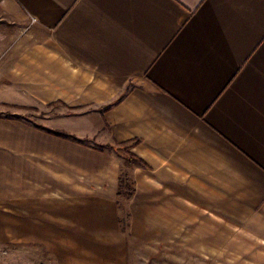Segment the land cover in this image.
<instances>
[{"label": "crops", "instance_id": "1", "mask_svg": "<svg viewBox=\"0 0 264 264\" xmlns=\"http://www.w3.org/2000/svg\"><path fill=\"white\" fill-rule=\"evenodd\" d=\"M0 108V264H264V0H0Z\"/></svg>", "mask_w": 264, "mask_h": 264}, {"label": "rangeland", "instance_id": "2", "mask_svg": "<svg viewBox=\"0 0 264 264\" xmlns=\"http://www.w3.org/2000/svg\"><path fill=\"white\" fill-rule=\"evenodd\" d=\"M3 109V108H0ZM63 107L58 106L55 108L54 105L47 106H31L29 108L17 109H6L8 112H17L19 116L30 121L34 125L41 127L42 125L48 124L49 121L54 117L55 111L62 110ZM63 134V133H62ZM85 145L98 146L96 142L90 141H79ZM111 150V148H110ZM117 155L119 153L117 152ZM122 198V197H120ZM128 243V261L127 264H263L260 260L262 259L261 249L262 246L254 245L251 247V252H223L216 258L204 259L196 254L188 252H172L167 249L164 245L154 246L145 242H135L132 238L127 239ZM29 255L33 256L34 261L37 264H46L51 258L44 251H36L32 248H28ZM28 250L20 254H14L17 256L14 258L21 261L22 254H26ZM22 253V254H21ZM41 253V254H40Z\"/></svg>", "mask_w": 264, "mask_h": 264}, {"label": "trees", "instance_id": "3", "mask_svg": "<svg viewBox=\"0 0 264 264\" xmlns=\"http://www.w3.org/2000/svg\"><path fill=\"white\" fill-rule=\"evenodd\" d=\"M135 143L136 141H133L131 145H134ZM128 155H129L130 160L134 161V158L131 156V154L129 153ZM133 192H134V188H133L132 179L127 177L126 174L120 177L117 196L123 197L125 199H130L133 195ZM119 221H120L121 230L124 233H127V228H128L127 218L126 217L121 218Z\"/></svg>", "mask_w": 264, "mask_h": 264}, {"label": "built area", "instance_id": "4", "mask_svg": "<svg viewBox=\"0 0 264 264\" xmlns=\"http://www.w3.org/2000/svg\"><path fill=\"white\" fill-rule=\"evenodd\" d=\"M33 21H35V19H33Z\"/></svg>", "mask_w": 264, "mask_h": 264}]
</instances>
